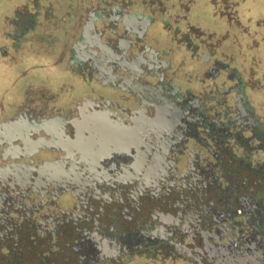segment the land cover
I'll return each mask as SVG.
<instances>
[{
    "label": "flooded vegetation",
    "instance_id": "flooded-vegetation-1",
    "mask_svg": "<svg viewBox=\"0 0 264 264\" xmlns=\"http://www.w3.org/2000/svg\"><path fill=\"white\" fill-rule=\"evenodd\" d=\"M19 3L0 29V264L236 253L220 204L264 154V116L215 34L183 0ZM43 55L57 68L26 73Z\"/></svg>",
    "mask_w": 264,
    "mask_h": 264
},
{
    "label": "rangeland",
    "instance_id": "rangeland-1",
    "mask_svg": "<svg viewBox=\"0 0 264 264\" xmlns=\"http://www.w3.org/2000/svg\"><path fill=\"white\" fill-rule=\"evenodd\" d=\"M19 1L21 0H0V29L4 26V17L16 5H20ZM27 1L30 8L34 6L35 0ZM187 6L190 11L187 20L199 28L212 31L217 37L219 58L229 57L231 66L244 71L250 101L260 116H264V0H223L222 3L219 0H191ZM2 41L1 39L0 42ZM57 66L56 57L43 55L42 60L30 61L22 68L26 73L50 72ZM16 68L19 69L15 65L10 70ZM0 92L3 97L10 90L2 94L0 87ZM1 97L0 101H3L5 97Z\"/></svg>",
    "mask_w": 264,
    "mask_h": 264
},
{
    "label": "crops",
    "instance_id": "crops-1",
    "mask_svg": "<svg viewBox=\"0 0 264 264\" xmlns=\"http://www.w3.org/2000/svg\"><path fill=\"white\" fill-rule=\"evenodd\" d=\"M190 1L188 0V4ZM43 34L46 36V33ZM263 165L264 154L253 152L245 158L242 157L241 166L236 169L235 173L240 178L239 187L229 192L234 197V200L227 201V205L220 204L219 211L225 208L233 215V219L231 220L233 223V236L231 241H235L237 246L232 247L229 244L232 249H236V253L230 256L227 255L232 260L230 264L248 263L252 259L249 253H252L254 250L264 252ZM238 209H243L245 213L239 216L236 212ZM243 257H247V259L242 260ZM180 264H187V262Z\"/></svg>",
    "mask_w": 264,
    "mask_h": 264
},
{
    "label": "trees",
    "instance_id": "trees-1",
    "mask_svg": "<svg viewBox=\"0 0 264 264\" xmlns=\"http://www.w3.org/2000/svg\"><path fill=\"white\" fill-rule=\"evenodd\" d=\"M67 1L68 0H58V11H59L58 13H60V14L62 13V8H63V6L66 7ZM183 1H185V5H186V7H188L187 6L188 0H183ZM219 2L222 3L223 0H219ZM59 7H61V8L59 9ZM182 13L187 17V14H189L190 11H189V9H187L186 11L183 10ZM50 32L51 31L49 30L48 33L51 35ZM48 33L46 32V34H48ZM31 60L26 59V63L30 62ZM202 251L203 252L201 253V255L198 256V257H200V261L197 260V257H196L197 261L194 260L195 258L194 259H192V258L188 259L187 261L191 262V264L192 263L193 264H230V263H227V255L228 254L225 252H218L217 254H215L212 252L209 253V251L207 249L206 250L202 249Z\"/></svg>",
    "mask_w": 264,
    "mask_h": 264
},
{
    "label": "built area",
    "instance_id": "built-area-1",
    "mask_svg": "<svg viewBox=\"0 0 264 264\" xmlns=\"http://www.w3.org/2000/svg\"><path fill=\"white\" fill-rule=\"evenodd\" d=\"M262 183L264 184V181H263ZM236 212H238V210H237ZM230 245H231L232 247H236V246H237L235 241H231V242H230Z\"/></svg>",
    "mask_w": 264,
    "mask_h": 264
},
{
    "label": "water",
    "instance_id": "water-1",
    "mask_svg": "<svg viewBox=\"0 0 264 264\" xmlns=\"http://www.w3.org/2000/svg\"><path fill=\"white\" fill-rule=\"evenodd\" d=\"M204 250H206L205 248H203Z\"/></svg>",
    "mask_w": 264,
    "mask_h": 264
}]
</instances>
